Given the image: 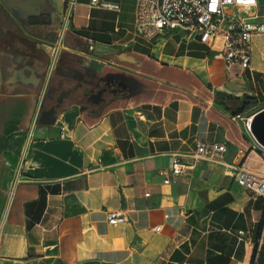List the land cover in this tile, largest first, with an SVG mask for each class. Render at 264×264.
I'll return each instance as SVG.
<instances>
[{
	"label": "crops",
	"instance_id": "obj_1",
	"mask_svg": "<svg viewBox=\"0 0 264 264\" xmlns=\"http://www.w3.org/2000/svg\"><path fill=\"white\" fill-rule=\"evenodd\" d=\"M107 1L119 8L74 0L65 29V0H0V264H264V195L227 165L264 174V148L231 99H264V33L248 68L227 67L220 36L212 49L180 29L144 39L135 0ZM73 56L98 69V84L57 75ZM67 76L76 92L39 122ZM108 78L124 84L86 103ZM197 141L225 143L224 162L172 174V155L192 162ZM109 210L127 219L109 223Z\"/></svg>",
	"mask_w": 264,
	"mask_h": 264
},
{
	"label": "built area",
	"instance_id": "obj_2",
	"mask_svg": "<svg viewBox=\"0 0 264 264\" xmlns=\"http://www.w3.org/2000/svg\"><path fill=\"white\" fill-rule=\"evenodd\" d=\"M65 2L62 24L67 29L70 26L74 0ZM90 3L106 9L119 8L118 3L107 0H90ZM257 6V0H135L133 27L135 34L144 39H152L164 29H180L184 37L197 38L208 49H212L213 39L220 36L222 42L218 55L225 65L246 69L251 61L252 36L254 33H264V13L258 11ZM85 40L88 47L92 48L93 38L86 36ZM62 48L61 39L52 43L48 70L55 67ZM248 118L249 116L245 120V128L250 133ZM225 151L226 145L223 142L197 141L194 150L186 155L193 159L192 162L184 160L180 154H174L170 172L184 173L199 160L223 163ZM238 152L245 154L242 148ZM227 165L234 171L236 182L240 186L251 190L254 195H264L263 173L249 170L241 163ZM164 181H168V178ZM106 215L109 223L127 219L122 210H109ZM160 227L161 225H156L154 229L159 230ZM148 264L157 263L151 261Z\"/></svg>",
	"mask_w": 264,
	"mask_h": 264
},
{
	"label": "water",
	"instance_id": "obj_3",
	"mask_svg": "<svg viewBox=\"0 0 264 264\" xmlns=\"http://www.w3.org/2000/svg\"><path fill=\"white\" fill-rule=\"evenodd\" d=\"M113 82L114 79L111 78ZM124 84L121 81H117V85ZM108 85H111L109 82V78L105 81L104 85L99 87L96 91L89 93L85 97V102L89 104H98L104 100V92ZM69 93L68 89H62L57 94L55 98V103L49 106L48 108H43L40 111L38 121L41 123H51L55 119V114L57 111V107L62 101L64 97H66ZM250 133L256 142L264 148V107L260 108L256 112L253 113V117L250 121Z\"/></svg>",
	"mask_w": 264,
	"mask_h": 264
},
{
	"label": "rangeland",
	"instance_id": "obj_4",
	"mask_svg": "<svg viewBox=\"0 0 264 264\" xmlns=\"http://www.w3.org/2000/svg\"><path fill=\"white\" fill-rule=\"evenodd\" d=\"M216 46H221V43L219 41H216L215 43ZM61 61V60H60ZM66 66V68H65ZM89 68V64L87 62H84L82 58L80 57H75L73 56L72 58L69 59V62L66 63H60L59 68L57 69V75H60L59 72L60 71H64L66 70V72L69 74L68 76H71L80 81V83L82 85L84 84H98L99 82V71L98 69L95 68H91L89 70V74H87V70ZM92 71V72H90ZM68 76L65 78H59L56 81H54V85H58L60 87H69L71 86L72 83H70L68 80ZM264 106V99L261 101H256V103L250 104L247 108H245L241 113H240V118H242L243 120H246L248 116L252 115L255 111H257L258 109L262 108ZM245 126V125H244Z\"/></svg>",
	"mask_w": 264,
	"mask_h": 264
},
{
	"label": "trees",
	"instance_id": "obj_5",
	"mask_svg": "<svg viewBox=\"0 0 264 264\" xmlns=\"http://www.w3.org/2000/svg\"><path fill=\"white\" fill-rule=\"evenodd\" d=\"M233 113L238 114L241 113L245 108H247L250 104L256 103L257 98L255 96L243 95L241 98L233 97Z\"/></svg>",
	"mask_w": 264,
	"mask_h": 264
},
{
	"label": "flooded vegetation",
	"instance_id": "obj_6",
	"mask_svg": "<svg viewBox=\"0 0 264 264\" xmlns=\"http://www.w3.org/2000/svg\"><path fill=\"white\" fill-rule=\"evenodd\" d=\"M109 82H111V85H108L107 86V88H106V90H105V93H107L108 91H111V90H114V89H117V81L116 80H114L113 82L111 81V78L109 79ZM104 83H105V81H103V83L99 86V87H101L102 85H104ZM78 86V83L77 84H75L72 88H67L68 90H69V93H68V95L69 94H73V93H75L76 92V87ZM98 87V88H99ZM67 95V96H68Z\"/></svg>",
	"mask_w": 264,
	"mask_h": 264
},
{
	"label": "bare ground",
	"instance_id": "obj_7",
	"mask_svg": "<svg viewBox=\"0 0 264 264\" xmlns=\"http://www.w3.org/2000/svg\"><path fill=\"white\" fill-rule=\"evenodd\" d=\"M252 117H253V115L249 116V118H248L247 122L249 123V125H250V121H251Z\"/></svg>",
	"mask_w": 264,
	"mask_h": 264
}]
</instances>
